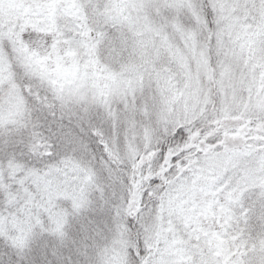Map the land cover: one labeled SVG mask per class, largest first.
I'll use <instances>...</instances> for the list:
<instances>
[{"label":"snow or ice","instance_id":"obj_1","mask_svg":"<svg viewBox=\"0 0 264 264\" xmlns=\"http://www.w3.org/2000/svg\"><path fill=\"white\" fill-rule=\"evenodd\" d=\"M0 264H264V0H0Z\"/></svg>","mask_w":264,"mask_h":264}]
</instances>
